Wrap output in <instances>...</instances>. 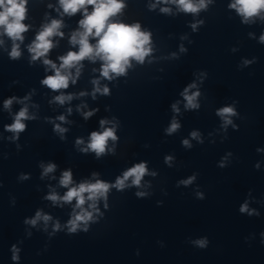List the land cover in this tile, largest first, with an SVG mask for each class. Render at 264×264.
<instances>
[{
    "label": "clouds",
    "instance_id": "obj_1",
    "mask_svg": "<svg viewBox=\"0 0 264 264\" xmlns=\"http://www.w3.org/2000/svg\"><path fill=\"white\" fill-rule=\"evenodd\" d=\"M160 0H157L159 3ZM212 0H163V3H173L176 4L180 11L184 13L197 14L201 10H206L209 3ZM28 0H0V36L6 35L12 40V48L9 52L10 58L13 60L18 59L21 56L20 45L17 43L23 42V34L29 30V25L24 23L26 19L27 8L26 5ZM60 8H62L63 13L68 16H73L77 12H81L83 18L79 20V27L76 31L71 34L70 44L73 46L78 45V51H68L65 55L59 57L60 64L57 66L55 62L47 59V54L54 47L53 40L54 36L63 37L64 33L60 31L63 26L62 20L53 19L50 23L44 24L41 30L37 33L35 39L28 46V51L31 53L32 61L43 59V64L46 70L50 68L53 72L52 75L46 76L41 83L47 86L52 91H59L61 89H67L69 87V82L75 84L76 79L80 75V70L83 67L81 61L85 59L95 62L97 59L102 61L100 74L103 78L113 79V76H121L126 73V69L130 67L131 61L135 60L141 64L144 63L145 58L148 57L153 49L151 47V34L146 31L141 30L139 23L128 25L122 22L113 21L111 18L117 16L124 9L125 4L123 0H59ZM91 6V11L89 7ZM51 7V5H49ZM156 5H150V8H155ZM229 8L235 9L236 12L243 18V23L247 24L253 22L254 17H260L261 13L264 12V0H233L229 4ZM161 12L170 13L171 9L164 7L161 8ZM198 23H203L199 21ZM198 23L191 25L192 29L195 31L197 29ZM90 37L96 40L95 44L90 43ZM260 42L264 43V35L260 36ZM4 41L0 39V45ZM182 52L187 51L181 46ZM175 55V54H173ZM244 65L253 63V61L245 60ZM72 69H75V75L72 73ZM93 88V98H95L96 93L101 95H108L110 89L107 86L100 87L99 80L92 81ZM197 88L195 82L190 83L184 90L180 93L185 101V109L188 110H199L201 107L198 98L201 93L199 90L192 92L191 89ZM79 95L83 96L86 93L81 92ZM29 97H24L23 100H19L16 97H11L4 100V108L9 109L14 101L24 104ZM73 99L72 94L61 93L54 97V101L63 105L65 102H70ZM234 101L233 104L220 107L216 110L215 115L220 117L222 123L220 127L227 131L229 125L233 127L234 130H238V126L233 123L232 117L238 116L236 111ZM179 101L171 105L172 111L175 113L179 112L178 108ZM79 110V109H78ZM71 108L68 112L71 113ZM94 111H88L82 113L84 118L87 120L94 114ZM33 115H29L28 107L25 105L22 107L18 113L15 114L13 123L5 125V130L12 132L14 135L10 139H18L19 134L25 131L26 124L25 120L35 119ZM61 122H67L66 117L61 115L57 117ZM112 123L106 119L100 120V127L103 131H93L90 136L86 146L79 148L82 153H94L97 159L111 153L115 154V149L108 147V142L111 140L115 143L118 140L116 135V126L105 127L106 124ZM181 127L180 123L172 118L170 125L165 129L167 135L171 136L173 133ZM54 131L61 135L67 131L66 128L61 127L60 124H55ZM192 139H196L199 143L203 144V140L200 137V133L197 131L191 132ZM76 145H84V140L78 138L76 140ZM182 145L185 148H191L192 145L188 139L182 141ZM149 145H145L148 147ZM257 151H264L257 149ZM232 153L228 152L224 157L220 159L217 167L223 169L227 167L226 161ZM173 160L172 156H166L164 162L171 166ZM43 169L41 173V178L47 176L49 173H53L57 169L55 163L49 162L48 164H40ZM255 169H259V163L254 165ZM99 174L96 172L92 173L93 178L97 177ZM146 175L155 176V172H149L146 162H140L134 166L123 171L122 175L118 176L114 183H109L101 179H95L94 182L91 180H84L79 184H74L72 171L65 170L61 173L59 184L61 187L67 189L63 196L58 195L55 191L50 192L45 199L51 201L54 205L63 203L70 204L75 200V205L73 207L70 219L67 221L65 227L69 234H76L80 231L87 233L89 231L90 223H95L98 216H102L103 213L100 212L98 207V202L102 199L104 207L107 208L108 194L111 189H117L123 191L126 188H131L135 186L136 188H142V180ZM197 173L189 176L187 179L178 181L177 186L184 185L188 187L193 184L197 178ZM21 179H27L26 176H21ZM130 181V183H129ZM166 194V193H165ZM137 197H145L148 193L144 191H137L135 193ZM196 198L199 200L205 199V194L199 190L196 191ZM162 201H158V204H162ZM87 204V207L85 205ZM78 210V211H77ZM240 213H247L248 216H259L260 213L256 209H250L248 202L241 204L239 207ZM43 221L45 225L48 224L52 217L47 214H43L41 211H36L35 216L30 219H25L24 223L35 227L39 221ZM62 230V225L57 221L53 225V233ZM29 235H31L29 233ZM264 236V233L261 234ZM192 243L200 249H205L208 247L209 240L207 237L195 239ZM12 260L19 261V251L15 245L12 246Z\"/></svg>",
    "mask_w": 264,
    "mask_h": 264
}]
</instances>
